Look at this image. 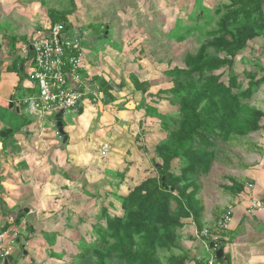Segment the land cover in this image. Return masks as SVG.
I'll return each instance as SVG.
<instances>
[{"label": "crops", "instance_id": "1", "mask_svg": "<svg viewBox=\"0 0 264 264\" xmlns=\"http://www.w3.org/2000/svg\"><path fill=\"white\" fill-rule=\"evenodd\" d=\"M43 3L0 0V234L6 233L0 241V252L2 248L10 250L6 260L11 258L13 262L9 264H45L49 258H73L82 240L91 234L102 208L111 203L112 211L121 212L118 196L155 171V148L166 136L158 123V114L165 115L159 105L171 109L167 100L157 99V93L170 88L172 80L166 87L152 84L151 74L155 75L156 70L151 73L148 68L151 58L148 57L149 61L130 52L131 47L121 39V33L117 36L112 24L105 20L104 23L102 18L98 22L103 32L106 31L107 38L118 40L121 49L102 52L99 58L87 56L86 67L93 76V84L78 110L72 111L76 122H63L66 143L57 128V114L45 115L55 117V123L47 117L45 122V116L31 115L26 105H19L37 92L29 75L33 62L30 71L19 61L33 58L29 34L59 22L52 21L51 13L67 15L68 23L85 36L89 31L88 22L76 21L75 11L65 14L53 10L45 14ZM25 18L36 21L35 27H25ZM256 42L264 43V36ZM248 47L239 53L235 69L257 74L254 84L258 85L249 104L264 114V58L261 56L260 67L258 63L256 67L248 66L255 57L246 51ZM136 78L147 82L146 94L136 88ZM241 78L248 87L250 79L246 75ZM101 82H114L118 89L105 90L102 99ZM107 91L113 97L110 102L106 100ZM147 96L158 104L145 100ZM119 100L125 102L116 104ZM130 102L135 106L128 107ZM18 116L25 117V122L20 123ZM261 124L258 131L229 143L218 142L211 171L198 176L202 183L199 198L204 207L201 228L213 226L228 206H234V219L230 229L223 233L221 247L226 260L222 259L229 264H264V211L248 214L249 199L245 195L247 185L253 183L256 196L264 198V118ZM4 131L5 137L1 136ZM106 144L110 150L103 155ZM236 183L244 185V190H233ZM30 226L34 233L26 240ZM86 226L89 227L82 231ZM197 227L193 219H188L180 231V249L174 250L176 254H188L187 264H204L213 255L195 239ZM17 239L21 240L19 244ZM6 260L0 257V264Z\"/></svg>", "mask_w": 264, "mask_h": 264}, {"label": "trees", "instance_id": "2", "mask_svg": "<svg viewBox=\"0 0 264 264\" xmlns=\"http://www.w3.org/2000/svg\"><path fill=\"white\" fill-rule=\"evenodd\" d=\"M217 10L222 14L211 39L183 66L167 70L171 87L157 93L167 100L174 115L158 114L165 139L155 148V171L119 195L121 212L105 205L73 258L63 264H107L116 259L124 264H187L180 249V231L193 219L203 225L204 207L198 176L208 174L218 142L229 143L258 131L264 114L249 104L258 84L257 74L235 69L239 53L264 33V0H229ZM53 22H68L67 15L51 13ZM250 80L244 86L241 77ZM109 82H101L107 86ZM137 89L148 92L147 82L134 79ZM149 95H152L149 93ZM106 100H113L109 91ZM236 183L233 190H244ZM34 229L28 228L26 240ZM228 263V260H227ZM229 264V263H228Z\"/></svg>", "mask_w": 264, "mask_h": 264}, {"label": "rangeland", "instance_id": "3", "mask_svg": "<svg viewBox=\"0 0 264 264\" xmlns=\"http://www.w3.org/2000/svg\"><path fill=\"white\" fill-rule=\"evenodd\" d=\"M43 10L46 12L57 11L67 13L75 11L76 21L81 23L82 20L87 23V36L93 38V41H84L87 56L90 58H99L102 52H109L113 49H121L120 42L107 38L102 24L98 20L103 18V22L112 24L115 34L121 33V39L128 42L134 54L143 57H150L152 84L159 86H169L170 77L166 74L170 66H183L187 54H195L203 44L211 40L208 33L218 28V22L222 14H217V10L224 5L229 4V0H41ZM47 10V11H46ZM104 22V23H105ZM36 21L31 22L25 18V27H35ZM47 27H41L30 35V45L34 38L42 34ZM264 36V33L263 35ZM121 40V42H122ZM254 43V44H253ZM251 42L246 51L249 50L252 56L251 64L246 60L248 66H257L264 58V43ZM263 44V45H262ZM251 49V51H250ZM253 51V52H252ZM242 53V52H241ZM250 56V55H249ZM258 56V57H257ZM149 60V58H148ZM27 70L31 71L33 58L20 59ZM150 61V60H149ZM148 61V62H149ZM34 67V62H33ZM260 67V64L259 66ZM122 71H125L122 68ZM107 71V68L105 69ZM126 84H123L125 86ZM148 96L145 100H149ZM143 98L140 100L142 101ZM156 104H158V101ZM165 116L174 115L176 110L169 109L161 103L159 105ZM155 111L157 108H151ZM71 112V113H69ZM63 115V122L67 125L76 122L77 116L72 111ZM25 116V115H24ZM45 116L44 121L48 120L55 123V117ZM20 123L25 122V117H16ZM28 116L27 120H30ZM34 120L35 123L36 119ZM45 122H42L44 124ZM20 125V124H19ZM39 127V126H38ZM57 130V129H55ZM63 141H61L62 143ZM200 180V178H199ZM202 184V183H201ZM213 184V183H212ZM204 187V184H203ZM206 188V187H205ZM212 188V187H211ZM96 191V190H95ZM79 203V202H77ZM76 203V204H77ZM87 227H83L82 231ZM90 228L88 229V231ZM28 231V230H27ZM192 238V237H191ZM54 250H58L55 248ZM57 254V253H56ZM64 256H61V258ZM55 258V257H54ZM65 259L67 257H64ZM46 259L45 264H63L65 259ZM68 260V259H66ZM88 264L94 262L88 261ZM107 264H124L119 260L112 259Z\"/></svg>", "mask_w": 264, "mask_h": 264}, {"label": "built area", "instance_id": "4", "mask_svg": "<svg viewBox=\"0 0 264 264\" xmlns=\"http://www.w3.org/2000/svg\"><path fill=\"white\" fill-rule=\"evenodd\" d=\"M77 31L75 25L59 21L31 42L34 67L29 75L36 85L37 92L24 98L19 105H26L28 112L34 117L43 118L45 115H56L62 111L64 115L69 111L78 110L93 84V76L86 67L85 33ZM109 150V145H104L102 154L107 155ZM245 195L249 199L248 214L264 211V198L256 196L255 184L247 185ZM233 219L234 206L230 205L213 226L197 227L194 230L195 239L213 251V255L207 258L204 264H227L216 256V251L222 247L223 233L230 229ZM5 236L6 233L0 234V241H3ZM16 237L17 232L13 239ZM9 255V249H1L2 260H6Z\"/></svg>", "mask_w": 264, "mask_h": 264}, {"label": "water", "instance_id": "5", "mask_svg": "<svg viewBox=\"0 0 264 264\" xmlns=\"http://www.w3.org/2000/svg\"><path fill=\"white\" fill-rule=\"evenodd\" d=\"M77 32L79 33V30H78ZM84 39L87 40V41H93V38L88 37V36H85ZM30 50H31V53H32V55H33V54H34V51L32 50V47H30ZM19 56L25 57V54H20ZM19 56H16V58H18ZM13 62H14V60H11V61H10V64H12ZM111 89H114V90L118 89L117 86L114 84V82H111V83H110L107 87H105V88H104V87L100 88V95H101V98H102V99L105 98V90H111ZM123 102H125V100H119V101H116L115 103H116V104H119V103H123ZM127 106H128V107H134L135 104H133V102H130ZM63 113H64V111L59 112V113L56 115V120H57V128H58V131H59L60 135L64 137V142L66 143L68 136L65 134V131H64V123H63V121H62V119H61L62 116H63ZM6 135H7V132H5V131H4V132H1V136L5 137ZM26 211H27V210H26ZM20 242H21V240H20V239H17V243L19 244ZM212 247H213V244H212ZM217 256H218L220 259L223 258V259L226 260V258L224 257V251H223V248H220V249L217 251ZM11 262H13V260L10 258V260L8 259V260L5 261V264H9V263H11Z\"/></svg>", "mask_w": 264, "mask_h": 264}]
</instances>
